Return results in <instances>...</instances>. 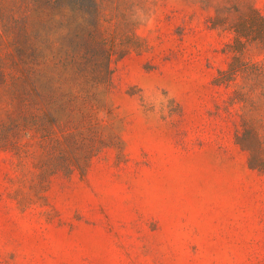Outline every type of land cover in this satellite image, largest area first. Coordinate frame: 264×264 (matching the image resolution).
<instances>
[{
  "label": "rangeland",
  "instance_id": "1",
  "mask_svg": "<svg viewBox=\"0 0 264 264\" xmlns=\"http://www.w3.org/2000/svg\"><path fill=\"white\" fill-rule=\"evenodd\" d=\"M118 1L110 30L136 44L106 85L45 63L20 102L0 72V264H264V79L227 78L264 0ZM241 58L264 67L256 44Z\"/></svg>",
  "mask_w": 264,
  "mask_h": 264
},
{
  "label": "trees",
  "instance_id": "2",
  "mask_svg": "<svg viewBox=\"0 0 264 264\" xmlns=\"http://www.w3.org/2000/svg\"><path fill=\"white\" fill-rule=\"evenodd\" d=\"M124 3L128 5V1ZM120 7L118 0H0V48L7 49L5 57L0 51V72L8 68L14 72L20 102L33 92L31 75L45 63L75 71L87 84L106 85L113 49L121 46L126 50L136 44L127 27L110 30L118 21L115 9L122 14ZM233 30L235 39L230 48L235 57L227 78L240 71L253 73L255 89L256 82L264 79V67L254 65L250 69L241 57L248 44L264 49V17L250 8L235 21ZM238 94L245 102L249 100ZM255 123V119L254 125L244 119V131L238 137L251 154V167L263 164L257 151L260 136Z\"/></svg>",
  "mask_w": 264,
  "mask_h": 264
}]
</instances>
